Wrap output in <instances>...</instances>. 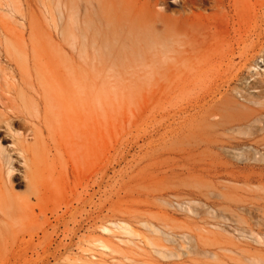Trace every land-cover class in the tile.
Returning a JSON list of instances; mask_svg holds the SVG:
<instances>
[{"label": "rangeland", "instance_id": "obj_1", "mask_svg": "<svg viewBox=\"0 0 264 264\" xmlns=\"http://www.w3.org/2000/svg\"><path fill=\"white\" fill-rule=\"evenodd\" d=\"M248 65L231 88L253 99L204 84L103 87L98 138L84 148L75 118L58 157L48 237L0 264H264V52Z\"/></svg>", "mask_w": 264, "mask_h": 264}, {"label": "bare ground", "instance_id": "obj_2", "mask_svg": "<svg viewBox=\"0 0 264 264\" xmlns=\"http://www.w3.org/2000/svg\"><path fill=\"white\" fill-rule=\"evenodd\" d=\"M170 1L0 0V246L20 250L0 262L24 259L51 231L58 157L75 118L84 148L98 138L103 87L219 91L264 52V0Z\"/></svg>", "mask_w": 264, "mask_h": 264}]
</instances>
